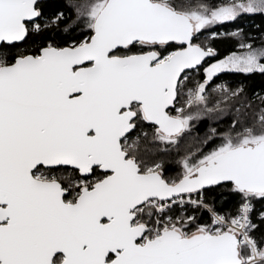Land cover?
I'll use <instances>...</instances> for the list:
<instances>
[{
  "label": "snow or ice",
  "instance_id": "1",
  "mask_svg": "<svg viewBox=\"0 0 264 264\" xmlns=\"http://www.w3.org/2000/svg\"><path fill=\"white\" fill-rule=\"evenodd\" d=\"M255 16L264 0H0V264H264Z\"/></svg>",
  "mask_w": 264,
  "mask_h": 264
},
{
  "label": "trees",
  "instance_id": "2",
  "mask_svg": "<svg viewBox=\"0 0 264 264\" xmlns=\"http://www.w3.org/2000/svg\"><path fill=\"white\" fill-rule=\"evenodd\" d=\"M264 22V17H260V16H255V17H245L243 20H241L239 23L242 26L245 27H250L253 23L255 24H260ZM251 30V29H250ZM222 49V55L227 54L228 51H233L236 50L232 44H227V45H222L221 46ZM242 77L238 76V75H223L221 77V79H226V80H235V79H240ZM251 79L257 83H259L262 79H264V77H261L259 75L253 76L251 77Z\"/></svg>",
  "mask_w": 264,
  "mask_h": 264
}]
</instances>
